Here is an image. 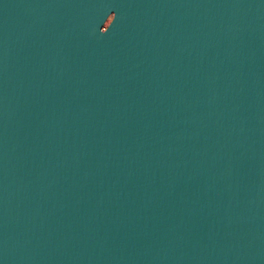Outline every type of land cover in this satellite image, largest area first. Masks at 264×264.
Instances as JSON below:
<instances>
[{"label": "water", "instance_id": "obj_1", "mask_svg": "<svg viewBox=\"0 0 264 264\" xmlns=\"http://www.w3.org/2000/svg\"><path fill=\"white\" fill-rule=\"evenodd\" d=\"M0 264H264V0H0Z\"/></svg>", "mask_w": 264, "mask_h": 264}]
</instances>
